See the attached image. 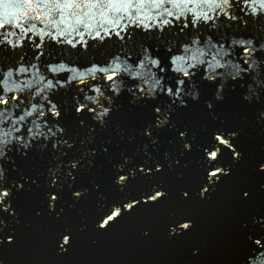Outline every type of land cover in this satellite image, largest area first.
Wrapping results in <instances>:
<instances>
[{"label":"water","instance_id":"1","mask_svg":"<svg viewBox=\"0 0 264 264\" xmlns=\"http://www.w3.org/2000/svg\"><path fill=\"white\" fill-rule=\"evenodd\" d=\"M106 4L0 0V264H264V0Z\"/></svg>","mask_w":264,"mask_h":264},{"label":"snow or ice","instance_id":"2","mask_svg":"<svg viewBox=\"0 0 264 264\" xmlns=\"http://www.w3.org/2000/svg\"><path fill=\"white\" fill-rule=\"evenodd\" d=\"M99 2V0H98ZM171 3L173 4V6L175 7L177 4L179 3H183L185 5L187 4H190V3H197V2H203V3H209V2H214V0H107V4L106 6L111 8L113 5H115L116 3H120L123 5V8L125 11H127V9L129 7H137V6H143L145 3H151L152 5L154 6H157L159 7L160 5H163L164 3ZM223 3L227 4L228 3V0H223ZM58 8H61V7H71L73 6L71 3H65V4H59L57 3L56 5ZM77 7H79L80 5L77 4L75 5ZM87 6V5H86ZM97 4H92L91 7H96ZM91 7L89 8V11L91 10ZM217 7H219V5H217ZM117 11H120L121 9L119 7L116 8ZM168 11V15H172V12L171 10H167ZM189 11H194V9H189ZM85 15H88V12H85L84 13ZM197 18H199V16H197ZM204 18L205 19H208L207 17V14L205 13L204 14ZM79 19L77 20V23H79ZM165 24H167L169 21L165 20L163 21ZM0 26H2V23H0ZM60 35H63V33L61 32ZM97 35H99V33H97ZM71 43V41H69ZM178 59H183V58H178ZM176 61H174L175 63ZM153 63H155V61H153ZM59 69H53V71H58ZM93 71H95V69H93ZM185 74H187V72H185ZM9 76L11 75V73L8 74ZM83 75V74H81ZM112 77L109 76V79H111ZM49 87L51 86V83H49L48 85ZM0 103H4L6 104L7 103V100H4L3 98H0ZM33 111H35V107H33ZM32 113L31 112H28L26 113L25 115H31ZM21 120L24 119V117H20ZM221 136L220 134H217L216 135V140L220 141L221 144H224L226 143V141L224 139H221ZM2 142V141H0ZM227 149H231V151L233 152V157L236 155V152L234 149H232V146L230 143H227ZM219 152V148H217L216 150H212V151H207L206 152V159L208 161H216L217 160V153ZM208 173H210V175L212 177H215L217 178L218 175L222 174V169L220 168H215L214 170H211V171H208ZM121 180L124 179L123 176L120 177ZM78 194V193H77ZM161 193L159 191L155 192L154 195H150L147 197V199L149 200H155L158 196H160ZM8 196V193L6 191H0V200H3L4 197ZM52 200H55L56 197L55 196H52L51 197ZM133 203H135V201H133ZM133 203H130L128 205L129 208H132L133 207ZM119 215V210L115 211V212H112L111 214L107 215L103 220L102 222L100 223V227L103 228L105 227L106 225L109 224V221L110 220H113L114 217L118 216ZM181 227L183 230H187L190 225L188 223H182L181 224ZM65 243H67V236H65ZM257 243H260V241L258 240ZM63 246V245H62Z\"/></svg>","mask_w":264,"mask_h":264},{"label":"clouds","instance_id":"3","mask_svg":"<svg viewBox=\"0 0 264 264\" xmlns=\"http://www.w3.org/2000/svg\"><path fill=\"white\" fill-rule=\"evenodd\" d=\"M187 147V146H186ZM238 153H236V155L233 157L234 159H236L237 157H238ZM261 170L262 171H264V166H261ZM226 174V173H225ZM214 181H208V183L209 184H212ZM208 189L207 188H204L203 189V191L201 192V196H203V194H204V192H206ZM7 193H9V191H6ZM162 193V192H161ZM4 211H7V206H5L4 207ZM3 223V221H0V224H2ZM98 227L100 228V229H102L101 227H100V224L98 225ZM10 242V241H9Z\"/></svg>","mask_w":264,"mask_h":264}]
</instances>
